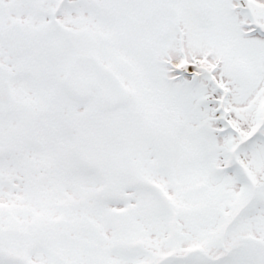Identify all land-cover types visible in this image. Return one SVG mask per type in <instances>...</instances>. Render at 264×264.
<instances>
[{
  "label": "snow or ice",
  "instance_id": "obj_1",
  "mask_svg": "<svg viewBox=\"0 0 264 264\" xmlns=\"http://www.w3.org/2000/svg\"><path fill=\"white\" fill-rule=\"evenodd\" d=\"M0 264H264V0H0Z\"/></svg>",
  "mask_w": 264,
  "mask_h": 264
}]
</instances>
